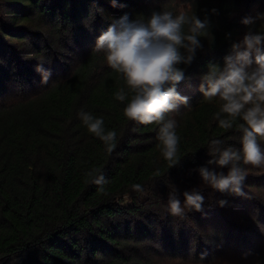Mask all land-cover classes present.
I'll return each mask as SVG.
<instances>
[{
    "label": "trees",
    "instance_id": "16d2710c",
    "mask_svg": "<svg viewBox=\"0 0 264 264\" xmlns=\"http://www.w3.org/2000/svg\"><path fill=\"white\" fill-rule=\"evenodd\" d=\"M5 2L14 14L0 24V264H230L227 255L264 264V166L240 162L243 195L213 189L199 171L227 174L209 161L241 150L243 120L220 128L221 101L205 100L201 85L210 65L234 55L233 44L264 35V0ZM160 12L209 21L192 62L178 65L184 78L175 90L187 102L165 117L179 138L174 162L162 155L159 125L124 116L131 94L106 51L96 50L110 26L121 31L125 15V24L147 23ZM44 64L52 68L46 80L37 74ZM122 88L123 102L115 98ZM87 114L115 131L111 152L83 124ZM258 143L264 151V138ZM185 192L203 197L200 211L185 208ZM171 199L182 215L170 213Z\"/></svg>",
    "mask_w": 264,
    "mask_h": 264
},
{
    "label": "clouds",
    "instance_id": "9594fccd",
    "mask_svg": "<svg viewBox=\"0 0 264 264\" xmlns=\"http://www.w3.org/2000/svg\"><path fill=\"white\" fill-rule=\"evenodd\" d=\"M125 21L127 15L121 18V31L117 32L114 26H110L103 32L98 37L96 50L106 51L108 66L121 75L131 94L123 110L124 116L141 125H159L157 138L162 145V155L166 161L174 162L179 138L175 132V121L165 122V117L177 108L176 101L187 102V98L175 90L176 84L184 78V71L178 65L192 62L196 49L201 47L199 37L208 29L209 21L184 14L174 17L171 12L153 13L147 23L125 24ZM242 22L248 25L252 20L246 18ZM262 42L264 35L249 32L241 43L232 45L234 55L224 58L223 67L210 65L209 72L203 76L207 83V88L201 85L204 99L211 101L216 97L221 101L219 111L215 113L218 126L230 129L238 118L244 122L238 126L243 133L241 150L228 148L220 152L218 159L209 161L219 169L227 168V174L203 167L199 170L203 180L220 192L227 190L237 195L244 194L242 185L246 172L239 166L240 162L253 167L264 166V151L258 143V137L264 138ZM115 98L123 102L128 94L122 88ZM82 122L90 133L108 146L109 152L114 149L116 133H105L102 119L87 114L82 116ZM212 143L219 141L213 140ZM95 182L99 184L101 181ZM134 188L138 189L139 185H134ZM184 197L185 208L201 210V195L185 192ZM169 211L173 216H180L184 208L179 200L171 199Z\"/></svg>",
    "mask_w": 264,
    "mask_h": 264
},
{
    "label": "rangeland",
    "instance_id": "374dc122",
    "mask_svg": "<svg viewBox=\"0 0 264 264\" xmlns=\"http://www.w3.org/2000/svg\"><path fill=\"white\" fill-rule=\"evenodd\" d=\"M151 3H158V2H160V1H163V3H168L169 1H171V0H149ZM9 11H11L12 12V7H10V5L7 3V2H5V0H0V14L1 15H3L4 17H5V21H2V19L0 18V24L3 26V24L4 23H8V22H11V17H10V15L11 14H14V13H10ZM25 11H27V12H30V9H25ZM101 12V11H100ZM25 14V13H24ZM30 14V13H29ZM39 17L38 16H33L32 17V20H31V22L34 24V25H45V20H42V19H38ZM24 27H30V24L29 25H23ZM31 28V27H30ZM45 30H46V28H45ZM243 38V37H242ZM241 38V39H242ZM240 39V40H241ZM242 41H243V39H242ZM27 46V45H26ZM15 47H17L18 48V50H20V49H22V48H24L23 47V44H20V43H15ZM77 50H78V48H77ZM73 60V64L75 63V62H77L78 60H79V56H75L74 57V59H72ZM36 62H38V61H36ZM66 64V63H65ZM34 68V65L32 66V68L31 69H33ZM52 69L50 66H49V64H44L41 68H39L40 69V71H37V74H38V76H43L44 77V79H45V75H47L46 73V71H47V69ZM17 73V72H16ZM12 75H15V73L14 74H12ZM47 78H49V77H47ZM14 85V86H13ZM11 86H13L14 88H15V83L13 82H11ZM244 217H246V218H249V216H247V215H245ZM230 256H232V257H230ZM234 258V259H233ZM224 260H227V261H229V263L230 264H238V262L240 261V259L237 257V256H235V255H227V256H225L224 258H223Z\"/></svg>",
    "mask_w": 264,
    "mask_h": 264
}]
</instances>
